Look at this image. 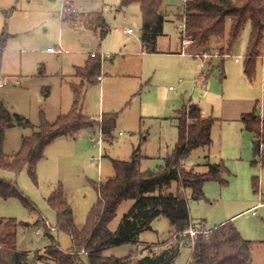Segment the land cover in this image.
Returning <instances> with one entry per match:
<instances>
[{
	"label": "rangeland",
	"instance_id": "1",
	"mask_svg": "<svg viewBox=\"0 0 264 264\" xmlns=\"http://www.w3.org/2000/svg\"><path fill=\"white\" fill-rule=\"evenodd\" d=\"M65 1L0 0V36L3 32L8 34L0 58L1 73L10 81L0 85V100L34 124L9 128L5 153L16 155L24 137L39 128L42 116L53 122L60 114L68 113L74 100L72 83H81V78L74 75L75 68L84 64L91 51L108 57L102 72L108 85L102 94L99 82L85 86L84 108L98 119L103 112H117V125L110 135L103 136L96 124L76 137L55 139L38 162L36 180L27 167L20 173L0 171L1 178L15 181L19 191L34 205L17 196L5 199L0 193V218L23 222L17 228L18 249L36 251L54 240L62 249H70L71 237L56 230L57 214L48 203L53 188L62 184L73 207L75 223L83 229L98 199L95 184L115 174L112 159L129 160L140 149L142 169H158L178 141L181 111L190 104H198L204 116L215 119L212 143L194 149L183 167L205 173L209 171V163L224 161L227 171L223 178L228 183L208 180L200 197L191 188L185 189L192 221L195 224L204 221L212 229L232 220L243 237L253 241L252 264H264V163H253L254 135L245 128L242 119L252 111L264 117V44L253 79L245 72L251 22L228 54L221 56L226 40L211 46L204 68L200 64L195 79L174 67L177 58L172 55H160L141 69L139 61L127 63L129 56L119 54L122 41L137 42L141 36L143 19L139 3L124 6L123 0H69L65 6ZM183 11V0H165L166 33L180 34L178 15ZM94 12L102 13L108 22L110 31L105 37L84 22V16ZM230 25L231 21L228 30ZM60 46L61 52L49 50ZM202 49L191 51L202 53ZM130 66L134 70L127 68ZM135 70L138 72H131ZM46 88L50 91L47 97L43 95ZM255 177L259 178V189ZM177 191L176 181L163 190L164 194ZM133 204L134 200L128 199L120 205L110 223L111 229H117ZM152 225L155 231H145L141 241L155 245L171 238L169 242L177 241L166 216L157 217ZM184 241L187 244L181 247L175 264H189L191 259L192 247L188 240ZM143 247L140 242H128L109 247L104 254L123 257L136 249L143 251ZM156 249L150 246L148 253Z\"/></svg>",
	"mask_w": 264,
	"mask_h": 264
},
{
	"label": "trees",
	"instance_id": "2",
	"mask_svg": "<svg viewBox=\"0 0 264 264\" xmlns=\"http://www.w3.org/2000/svg\"><path fill=\"white\" fill-rule=\"evenodd\" d=\"M136 2L141 6L143 19L141 40L147 51L154 52L158 37L164 33L165 0H123L122 4L128 6ZM184 9L185 14L178 15L179 19H186L185 33H180L182 42L184 38L192 40L190 51L203 48L202 53H198L202 56L210 51L214 43L224 40L227 46L221 48V56L228 54L246 24L251 22L245 72L248 78L253 79L264 44V0H188ZM84 17L86 26L100 30L102 37L108 34V22L102 13L94 12ZM7 40L8 34L3 32L0 36V58ZM102 61V56L97 54L91 56L84 66L76 67V76L81 78V83H72L74 101L71 110L60 114L53 122L42 116L39 128L31 136L24 137L20 151L14 156L5 153L7 130L15 125L34 127V124L0 100V171L20 173L27 167L30 176L36 180L38 162L44 158L46 147L55 139L76 137L83 129L93 128L96 124L100 125L103 136L113 133L117 112L104 113L99 120L82 110L85 82L98 81ZM2 78L0 62V81ZM43 95H50L48 88ZM242 119L245 128L254 135L253 163H264V117L252 111L244 114ZM214 122V118L203 115L198 104L184 107L179 116L176 146L165 158L164 165L156 170L142 169L140 149H136L129 160L113 158L115 174L95 184L98 199L83 229L75 223L73 207L62 184L55 186L48 203L57 214L56 230L71 237L72 246L68 250L62 249L54 240L36 251H21L17 246V228L23 222L0 218V264H175L181 247L187 244L184 240H188L192 247L189 264H252L253 241L244 238L232 220L217 225L207 234L200 231L194 238L184 235V231L193 224L184 190L191 188L194 195L200 197L208 180H219L224 185L228 183L223 178V173L227 171L224 161L209 163V171L205 173L187 171L183 167L184 160L194 149L212 143ZM174 181L178 183V191L164 194L163 190ZM259 185V178L255 177L256 189ZM0 193L5 199L17 196L32 205L19 191L15 181L1 176ZM128 199L134 200V204L117 229H111L110 223L117 216L120 205ZM159 216H166L174 225L176 242H167L144 256L137 253L123 257L104 254L109 247L137 242L143 232L152 230V222ZM146 248L150 250V246Z\"/></svg>",
	"mask_w": 264,
	"mask_h": 264
},
{
	"label": "crops",
	"instance_id": "3",
	"mask_svg": "<svg viewBox=\"0 0 264 264\" xmlns=\"http://www.w3.org/2000/svg\"><path fill=\"white\" fill-rule=\"evenodd\" d=\"M71 1V0H70ZM165 4V3H164ZM74 5V4H73ZM141 7V6H140ZM163 10H164V6H163ZM110 31V29H109ZM109 33V32H108ZM169 35V36H168ZM169 37V38H166ZM89 46V44L87 45ZM119 50L121 55H128L129 57L127 58V63L130 64H135L138 61L140 62V68L142 69L146 64H149L151 60H154L156 57L160 56V55H172V57H176L177 58V64L174 66L175 68L177 67L178 70L181 73L186 74L189 77H194L196 79V76L199 75L200 72V64L202 66V69L204 68V63H205V56L199 55V56H195L193 54H191L189 51L184 50V46H183V42L181 39V35L178 34L177 36H172L168 33H166L165 30V26H164V33L162 35H160L157 39V44H156V51L151 52V51H147L145 48V45L143 44L142 40H141V36L139 37V40L136 41H122L119 44ZM92 52H96V51H91L88 55V57L86 58L85 62L83 65H77L76 67H80V66H84L86 64V62L88 61V59L92 56ZM102 56V71H101V79H99L98 76V81L100 83V92L101 94L104 92L105 87L108 85V81L107 78L105 79V77H103L102 72H103V64H104V60L107 59L103 58V55L100 52H97ZM112 57V56H111ZM190 57H194L193 59ZM110 58V57H109ZM197 59L200 60V63L197 61ZM237 62H239V58L238 60L236 59ZM129 68V70H134L132 69V67H127ZM131 72H138L137 70L135 71H131ZM109 73V72H108ZM111 74V73H109ZM126 74H133V73H126ZM74 75H76V68H75V73ZM73 75V76H74ZM6 77V76H5ZM3 77L1 79L0 82H6L3 85L8 84L10 81ZM91 84H95V83H89V82H85V86L89 87ZM1 85V84H0ZM2 86V85H1ZM85 88V87H84ZM88 89V88H87ZM136 94V93H135ZM84 94H83V100H82V110L84 113L88 114V112L85 110L84 108ZM74 101V100H73ZM73 104V103H72ZM72 107V106H71ZM71 110V109H70ZM69 110V111H70ZM68 111V112H69ZM105 112H103L100 116H99V120L102 118L103 114ZM89 115V114H88ZM91 117H93L92 115H90ZM95 118V117H93ZM98 119V118H95ZM115 138V137H114ZM114 140V139H113ZM114 142V141H113ZM185 191V190H184ZM171 193V192H170ZM174 193V192H173ZM168 219V218H167ZM170 221V220H169ZM171 223V222H170ZM223 223V222H222ZM153 224V222H152ZM172 225V223H171ZM153 226V225H152ZM152 230L155 231V228L153 226ZM172 230H175L174 225H172ZM144 233V232H143ZM143 233L140 235L137 243H141L144 244L143 247V251H140V249H136L135 251H133L132 253L134 254H139L141 256L147 255L149 252V249L146 248L148 246H153L155 248H161L163 247L162 245L169 242L171 239H169V241H165L163 243H158L157 245H155V243H150V242H146V241H141V236L143 235ZM33 252V251H30ZM144 252V253H141ZM252 257H253V250H252ZM178 259V258H177ZM176 259V261H177ZM176 263V262H175ZM252 263H253V259H252Z\"/></svg>",
	"mask_w": 264,
	"mask_h": 264
},
{
	"label": "built area",
	"instance_id": "4",
	"mask_svg": "<svg viewBox=\"0 0 264 264\" xmlns=\"http://www.w3.org/2000/svg\"><path fill=\"white\" fill-rule=\"evenodd\" d=\"M188 0H183L184 2V6L185 4L187 3ZM67 3H70L69 0H66L65 1V6L67 5ZM183 14H185V9L183 11ZM178 26L181 28V32L184 34L185 33V29H186V19H180V21L178 22ZM129 31H133L132 28L129 29ZM180 32V33H181ZM192 44V40H190L189 38H184V41H183V46H184V50H187L189 51L191 54L195 55V56H199L200 54L198 53H195V52H192L189 50V46ZM50 51L52 52H61L62 51V48L60 46L59 47H51L49 48ZM98 53L97 52H92V56H96ZM207 56V55H205ZM238 60V58H237ZM99 79H101V76H99ZM4 83L6 82H0L1 85H3ZM254 214H256L255 211H253ZM209 230L206 226V223L205 222H200L198 224H195L193 223L188 229H186L184 231V235H189L190 237L194 238L200 231L204 232L205 234L209 233ZM2 246L0 245V250H1Z\"/></svg>",
	"mask_w": 264,
	"mask_h": 264
}]
</instances>
